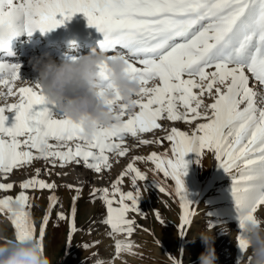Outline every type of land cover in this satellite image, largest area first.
Instances as JSON below:
<instances>
[{
	"label": "rangeland",
	"instance_id": "1",
	"mask_svg": "<svg viewBox=\"0 0 264 264\" xmlns=\"http://www.w3.org/2000/svg\"><path fill=\"white\" fill-rule=\"evenodd\" d=\"M163 4L196 6L209 23L151 64L167 79L162 105L179 103L166 123L113 133L90 124L78 131L72 121L54 131L34 132L21 118L0 126V264H264V106L256 99L243 108L251 78L227 67L230 51L209 63L234 27L249 32L257 69L249 68L264 90V0ZM239 51L236 44L230 55ZM202 144L208 153H197ZM154 167H162V195L149 202Z\"/></svg>",
	"mask_w": 264,
	"mask_h": 264
},
{
	"label": "bare ground",
	"instance_id": "2",
	"mask_svg": "<svg viewBox=\"0 0 264 264\" xmlns=\"http://www.w3.org/2000/svg\"><path fill=\"white\" fill-rule=\"evenodd\" d=\"M142 1L0 0V24L12 20L28 28L29 31L22 34L24 43L35 37L36 24L42 14L60 8H68L88 18L94 27H98L99 36L95 43L83 38L81 43H74L70 47H55L51 53L32 47L19 49L18 52H27L14 58L0 56V126L21 118L30 130L45 126L54 131L58 125L72 121L77 124L78 131L85 130L90 124L95 127L92 130L96 133H113L112 126L132 128L135 124L139 127L143 120L154 123L172 118L168 114L175 115L179 103L162 105V99L169 97V92L163 89L164 80L167 79L162 81L161 66L156 71L151 64H162V55L178 43V37L185 40L194 30L202 25V28H206L209 23L207 17L191 6L188 11L178 6L173 11H165L162 4L168 3V0H158L154 9L142 11ZM101 7L102 13L98 12ZM236 30L234 27L228 33L224 45L226 51L216 54L231 52L239 44L237 58L234 59V54L230 55V52L227 53L230 57L225 58L229 69L241 72L245 79L251 78V81L246 79L250 86L243 108L254 105L256 99H260L264 106V90L256 84V72L248 68L257 41L249 36V32L239 35ZM173 35L175 39H169ZM110 36H114L111 42H104ZM101 42L105 43L103 48L97 46ZM97 67L104 68L110 80L102 79L96 71ZM135 72L144 76L135 75ZM156 74L159 75L154 77ZM173 78L169 76L172 85L178 86ZM235 98L236 94H233L227 104L229 111ZM179 129L173 130L181 133L183 130ZM177 141L181 144L180 138ZM185 150L189 154V146L184 141L183 152ZM5 153L0 140V157ZM217 159L216 156L214 167ZM25 201L26 195H20L18 205L22 206ZM224 239L222 235L218 241Z\"/></svg>",
	"mask_w": 264,
	"mask_h": 264
},
{
	"label": "crops",
	"instance_id": "3",
	"mask_svg": "<svg viewBox=\"0 0 264 264\" xmlns=\"http://www.w3.org/2000/svg\"><path fill=\"white\" fill-rule=\"evenodd\" d=\"M186 134H187V132H186ZM185 134V135H186ZM173 135L175 136V134H174V132H173ZM177 139V138H176ZM174 142L176 143H174V146H175V149L177 150V154H179V145H178V142H176L175 141V139H174ZM208 146L206 145V144H202V146L200 145L199 146V149H198V152L197 153H199V152H201V150H203V152L204 151H206L207 153H208ZM175 150V151H176ZM207 153H205V155L207 154ZM166 156L167 155H165L164 156V158H166ZM168 159V158H167ZM169 162V163H168ZM168 162L166 163V164H168V165H170L171 166V162L168 160ZM153 173H154V177L156 178V179H158L157 181L159 182V184L155 181V180H153L152 178H151V175H150V180H149V182L150 183H148L149 185L147 186V189H145V192H147V193H149V197L147 196H145L144 195V199H149L148 201L149 202H152L153 200H154V197H152V194H158V195H162V194H160V193H162V189H161V185H162V182H161V178H162V167L159 169L158 167H154V171H153ZM161 184V185H160ZM144 192V193H145ZM157 195V196H158ZM159 197V196H158ZM161 198V197H160Z\"/></svg>",
	"mask_w": 264,
	"mask_h": 264
}]
</instances>
